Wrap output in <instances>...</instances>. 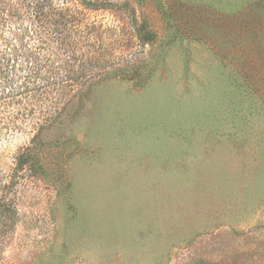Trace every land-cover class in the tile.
Segmentation results:
<instances>
[{
	"label": "rangeland",
	"instance_id": "rangeland-1",
	"mask_svg": "<svg viewBox=\"0 0 264 264\" xmlns=\"http://www.w3.org/2000/svg\"><path fill=\"white\" fill-rule=\"evenodd\" d=\"M37 3L0 264H264V0H0L3 32Z\"/></svg>",
	"mask_w": 264,
	"mask_h": 264
},
{
	"label": "trees",
	"instance_id": "trees-1",
	"mask_svg": "<svg viewBox=\"0 0 264 264\" xmlns=\"http://www.w3.org/2000/svg\"><path fill=\"white\" fill-rule=\"evenodd\" d=\"M44 9L43 3L33 6L30 17L34 22L21 27L13 35L5 34L4 25L0 22V106H10L14 102L26 104L44 89L43 84L36 82L38 64L41 62L36 52L42 51V48L32 49L27 43L23 45L25 39L31 42L37 35L38 22L46 18ZM42 60L45 64L49 61L46 58ZM27 163L25 158H20L16 168L22 169Z\"/></svg>",
	"mask_w": 264,
	"mask_h": 264
}]
</instances>
